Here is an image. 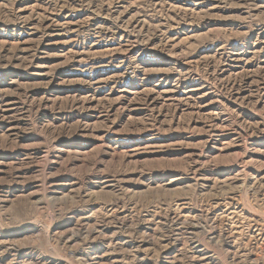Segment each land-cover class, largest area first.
<instances>
[{
  "label": "rangeland",
  "instance_id": "rangeland-1",
  "mask_svg": "<svg viewBox=\"0 0 264 264\" xmlns=\"http://www.w3.org/2000/svg\"><path fill=\"white\" fill-rule=\"evenodd\" d=\"M0 264H264V0H0Z\"/></svg>",
  "mask_w": 264,
  "mask_h": 264
}]
</instances>
